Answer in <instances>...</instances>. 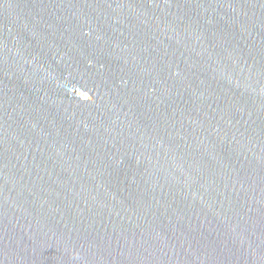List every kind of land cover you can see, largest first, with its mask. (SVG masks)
<instances>
[{
  "label": "water",
  "instance_id": "1",
  "mask_svg": "<svg viewBox=\"0 0 264 264\" xmlns=\"http://www.w3.org/2000/svg\"><path fill=\"white\" fill-rule=\"evenodd\" d=\"M0 264H264V0H0Z\"/></svg>",
  "mask_w": 264,
  "mask_h": 264
}]
</instances>
